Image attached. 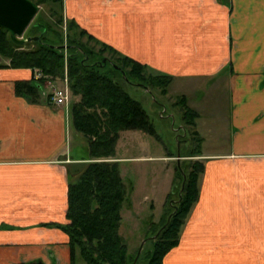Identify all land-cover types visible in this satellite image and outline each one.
I'll list each match as a JSON object with an SVG mask.
<instances>
[{
    "label": "crops",
    "instance_id": "crops-1",
    "mask_svg": "<svg viewBox=\"0 0 264 264\" xmlns=\"http://www.w3.org/2000/svg\"><path fill=\"white\" fill-rule=\"evenodd\" d=\"M62 2L66 18L183 95L205 83L231 92L230 118L195 126L226 150L200 152L198 199L162 264H264V0ZM32 76L0 68V264H71L67 234L44 224L67 222V175L88 160L68 151L65 108L16 94Z\"/></svg>",
    "mask_w": 264,
    "mask_h": 264
},
{
    "label": "trees",
    "instance_id": "trees-1",
    "mask_svg": "<svg viewBox=\"0 0 264 264\" xmlns=\"http://www.w3.org/2000/svg\"><path fill=\"white\" fill-rule=\"evenodd\" d=\"M31 1L36 5L57 3L62 10V0ZM52 14L57 13L53 10ZM61 14L56 23H62ZM32 24L25 31L24 38L37 39L23 44L13 42L9 31L0 27V68L40 71L39 78L33 75L29 80L15 82L16 94L29 100L39 98L45 81L66 77L70 93L79 97L70 106L72 126L86 137L88 151L80 158L88 160L80 171L67 175V222L44 225L54 226L67 234L71 264H75L77 257L87 264H162L164 256L179 243L182 226L198 199V183L204 165L194 161L177 168V177L184 183L176 193L173 185L172 194H177L176 200L170 197L165 219L151 236L145 237L151 241V248L144 255L138 253V249L134 253L128 252L118 230L122 220L120 212L130 188L120 175L118 161L108 159L114 155L120 131L139 130L151 135L154 128L147 112L121 88L112 74L118 73L125 83L146 89L159 88L162 92L166 91L172 77L158 71L149 73L153 69L148 65L99 42L72 19L67 20L66 42L63 31L55 29L40 15ZM72 26L78 30L79 38L86 37L89 42L99 45L96 55H92L93 51L86 49L84 44L70 38ZM104 51L111 55L105 57ZM115 56L116 62L112 59ZM3 59L6 62L2 63ZM185 99L182 94V104L178 103L186 124L194 129L197 113L189 108ZM193 134L198 132L194 130ZM195 151H188L192 154L186 156H200L199 151L193 154Z\"/></svg>",
    "mask_w": 264,
    "mask_h": 264
},
{
    "label": "rangeland",
    "instance_id": "rangeland-1",
    "mask_svg": "<svg viewBox=\"0 0 264 264\" xmlns=\"http://www.w3.org/2000/svg\"><path fill=\"white\" fill-rule=\"evenodd\" d=\"M38 6L39 11L34 19L36 20L40 15L47 22L51 23L55 29H61L66 42V26L68 25L67 20L69 21L70 18H66L63 12V4L62 10L57 3L48 2ZM53 10L57 14H52ZM59 14L63 17L61 24L56 23ZM34 19L30 25L35 21ZM72 20L77 24L74 19ZM77 31L76 27L72 26V30L69 32L71 35L68 33L70 38L76 39L80 44H84L86 49L93 51L92 55H96L100 49L99 45L91 41L89 42L86 37L79 38ZM22 37L24 38L25 35ZM98 41L101 42L99 39ZM65 45L66 43H64V47ZM103 55L108 57L111 54L104 51ZM112 59L116 62V56ZM1 62L4 63L6 61L3 59ZM109 68L107 66V69ZM107 69L105 71L110 73ZM32 72L35 76L34 70ZM149 73L156 74V70H150ZM112 77L117 79L124 91L140 103L142 108L147 112L154 128V133L151 135L139 130H130L137 132H128L134 134L125 133L127 130L120 131L115 144L114 155L108 159L118 161L120 175L125 185L130 188V192L127 194L126 201L120 212L122 220L118 232L124 239L128 252L134 253L138 249L141 255H144L151 248V241L146 240L145 237L151 236L152 232L160 226V223L166 217L170 197L172 196V199L176 200L177 194L175 193L180 188V184L182 186L184 183L183 181L181 182V178L178 179L177 177V168H180L184 163L192 164L194 161H200L205 164V161L202 159L203 157L195 155L186 156L192 154L188 151L196 150L193 154L198 153V151L200 154V152L211 149L224 151L226 150V141L220 140L219 136L212 137L209 135L205 136L204 140L203 134H193V131H196V127L192 129L190 125L186 124V120L183 119L182 108L179 105V103L182 104L180 97L183 93L177 91L178 87L175 84L174 87L170 83L166 91L162 92V89L159 88L146 89L139 85L125 83L120 80L118 73H113ZM63 79L55 78L45 81L47 83H43L44 86L42 85L41 87L40 96H44L48 101L47 95L51 93L53 87H62ZM209 90L210 83L202 84L196 90H184L186 104L197 113L194 117L195 126L209 121L215 122L213 116H211L213 112L217 113L214 118H216L219 124L231 116L232 103L230 101L231 92L229 88L221 84L217 91L210 92ZM78 100V96H73L70 93L69 107L66 111L68 112L69 127L68 151H72V155L74 156H85L88 153L87 139L84 135L74 130L70 115V106ZM140 150L141 152H139ZM136 156H141L140 158L142 159H129V161L126 159ZM173 185L174 194H172ZM143 241L144 243L142 244ZM261 256L264 258V252H261ZM75 264L87 263L80 257H77Z\"/></svg>",
    "mask_w": 264,
    "mask_h": 264
},
{
    "label": "water",
    "instance_id": "water-1",
    "mask_svg": "<svg viewBox=\"0 0 264 264\" xmlns=\"http://www.w3.org/2000/svg\"><path fill=\"white\" fill-rule=\"evenodd\" d=\"M38 11L39 6L31 0H0V27L9 31L10 38L15 43L36 40L37 37L22 36Z\"/></svg>",
    "mask_w": 264,
    "mask_h": 264
},
{
    "label": "built area",
    "instance_id": "built-area-1",
    "mask_svg": "<svg viewBox=\"0 0 264 264\" xmlns=\"http://www.w3.org/2000/svg\"><path fill=\"white\" fill-rule=\"evenodd\" d=\"M34 74L36 78L41 77L40 71L35 69ZM69 88L67 85V78L63 79L62 87H53L51 93L47 95L48 102L54 106L65 108L69 107ZM68 113V112H67Z\"/></svg>",
    "mask_w": 264,
    "mask_h": 264
}]
</instances>
